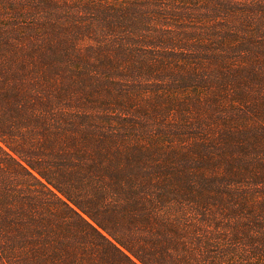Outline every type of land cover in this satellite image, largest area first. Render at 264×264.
Segmentation results:
<instances>
[{
  "label": "trees",
  "instance_id": "trees-1",
  "mask_svg": "<svg viewBox=\"0 0 264 264\" xmlns=\"http://www.w3.org/2000/svg\"><path fill=\"white\" fill-rule=\"evenodd\" d=\"M0 264H264V0H0Z\"/></svg>",
  "mask_w": 264,
  "mask_h": 264
}]
</instances>
